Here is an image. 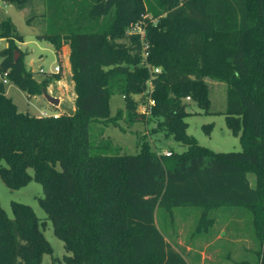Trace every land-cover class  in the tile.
Returning <instances> with one entry per match:
<instances>
[{"label":"trees","instance_id":"16d2710c","mask_svg":"<svg viewBox=\"0 0 264 264\" xmlns=\"http://www.w3.org/2000/svg\"><path fill=\"white\" fill-rule=\"evenodd\" d=\"M44 2L45 31L36 38L56 56L68 45L74 109L55 117L20 112L0 81V179L10 189L31 179L41 186L37 203L69 252L61 263L187 264L156 214L193 207L248 213L257 264H264V0ZM145 14L147 62L159 67L153 77L136 37L125 35ZM0 38L7 41L0 77L27 96L40 94L48 82L33 78L21 53L13 59V41L22 37L9 18L0 19ZM210 81L225 85L222 114L238 151H211L186 133L184 99L209 113ZM115 93L124 105L110 117ZM138 105L158 119L154 131L184 149L162 156L143 144L136 154H119L91 142L90 123L145 121ZM10 210L8 217L0 207V264H39L51 248L35 214L18 202Z\"/></svg>","mask_w":264,"mask_h":264},{"label":"rangeland","instance_id":"374dc122","mask_svg":"<svg viewBox=\"0 0 264 264\" xmlns=\"http://www.w3.org/2000/svg\"><path fill=\"white\" fill-rule=\"evenodd\" d=\"M44 8V0H25L21 4L6 1L5 6L0 5V19L9 18L16 32L22 37L21 42L13 41V45L17 48L13 50L16 58L21 53L24 65L26 69L32 71L33 78L38 82L42 80L48 82L45 88L46 93L55 98L60 96L64 104L70 105L72 81L70 82L69 77H64L67 71L65 70L66 58L64 63L61 60L63 49L68 50L69 53L68 45L66 43L61 45L58 58L49 42L36 38V35H41L45 31ZM146 16L148 17L147 14L143 15V17ZM152 21L154 22L155 19ZM126 29L125 35H127ZM6 45V39L0 38V50ZM32 61L37 62L36 69H32L29 64ZM54 65L59 67V72L55 74L52 72ZM2 79L3 77H0V81ZM59 79L62 81L57 84L56 80ZM2 83L5 95L20 112L38 115L42 110L47 114L70 111L61 102L54 109V106L48 104L41 93L36 94L38 95L36 99L28 98L12 82L7 83L5 80ZM210 84H208L209 113H204L191 100L184 99L186 103H189L186 110L190 113L185 118L186 133L192 136L197 144L211 151H238L240 150L238 136L233 135L225 126L222 114L225 104V85L215 81H210ZM123 105L121 95L112 94L108 101L109 116L112 117L116 110L123 109ZM136 110L144 113L145 121H137L129 127L122 119H117L116 124L104 125L101 122H93L89 124V139L96 145L106 143L113 147V151L118 148L119 154H136L143 144L148 145L150 151L155 154L163 150L174 153L184 149L183 145L175 142L171 137H165L162 131H154L158 119L147 114L143 105H138ZM206 124H211L208 132L205 129ZM27 171L31 174L30 169ZM41 196V186L32 179L18 189L6 187L0 179V207L5 214L8 217L12 215L10 202L29 206L39 222L44 238L50 245V254H43L39 264H62L61 257L68 255L69 252L64 250L62 242L54 236L51 222L38 205L37 199ZM201 211L200 208L186 207L173 209L171 214L162 212L156 214L158 228L168 242L175 244L185 257L187 264H257L254 251L258 245L250 227L248 213L233 208H213L204 214ZM208 217L212 220H206ZM222 232H224L223 235Z\"/></svg>","mask_w":264,"mask_h":264},{"label":"built area","instance_id":"2783aa9c","mask_svg":"<svg viewBox=\"0 0 264 264\" xmlns=\"http://www.w3.org/2000/svg\"><path fill=\"white\" fill-rule=\"evenodd\" d=\"M0 5L1 6H5L6 5V0H0ZM145 18L146 17H141L140 19L136 20L135 22H133L131 25H129L126 29V34L129 36H135L138 44L140 46V58H141V65H143L144 67H146L149 71L150 77H153L155 74H157L159 72V67H155V66H151L148 64L147 62V56H148V43H147V39H146V31H145ZM152 23H154L151 20ZM59 71V67L57 65H54L52 68V72H58ZM5 80L3 79L2 82H4ZM146 86L147 88H151V80L148 79L146 81ZM186 100H189L188 97H185ZM41 116H53L55 117L56 114L55 113H51V114H47L45 111H41L40 112ZM162 156H169L171 154L170 151L167 150H163L160 153Z\"/></svg>","mask_w":264,"mask_h":264},{"label":"crops","instance_id":"0c3cea01","mask_svg":"<svg viewBox=\"0 0 264 264\" xmlns=\"http://www.w3.org/2000/svg\"><path fill=\"white\" fill-rule=\"evenodd\" d=\"M21 45V44H20ZM58 58H59V54H58ZM66 58V59H65ZM64 59H65V65H66V69L65 70H67L66 71V75H64V77H69L70 78V68H69V63H68V50H64L63 49V52H62V55H61V60H62V62L64 63ZM38 62H40V60H38ZM37 63V62H36ZM29 64H31V66H33V61L31 62V63H29ZM61 67H62V71H63V68H64V64H63V66L61 65ZM32 69H33V67H32ZM59 72V71H58ZM58 72H56V73H58ZM53 74H55V72H53ZM33 77H34V75H33ZM60 79H62V78H60ZM56 80V83L57 84H60L61 83V81L62 80ZM7 81V80H6ZM70 82H71V79H70ZM7 83H9V81H7ZM72 83V82H71ZM60 86V85H59ZM58 86V87H59ZM71 86H72V84H71ZM3 88H4V86H3ZM60 88V87H59ZM4 94H6V92H5V88H4ZM71 95H72V100H71V104L70 105H67L66 103L64 104V102H62V99H61V97L60 96H56V98L58 99V103H60L61 102V104L62 105H64V107L67 109V110H70V111H72L73 109H74V92H73V88L71 89ZM7 96V95H6ZM8 97V96H7ZM28 98H33V99H36L37 97H38V95H34V96H27ZM56 107H58V104L56 105V106H54V109H56ZM42 111H44V110H42ZM41 112V111H40ZM56 114V113H55ZM32 115H35V114H32ZM39 115H41L40 113L38 114V115H35V116H39ZM247 177H248V180H249V182H250V184H252V182H253V175H251V174H248L247 175ZM223 233L224 232H222L221 234L223 235ZM227 240V239H226ZM231 240V239H230ZM228 241V240H227ZM177 248V247H176ZM181 253V252H180ZM182 254V253H181ZM183 256V255H182ZM184 257V256H183ZM184 259H185V257H184Z\"/></svg>","mask_w":264,"mask_h":264},{"label":"water","instance_id":"95a60500","mask_svg":"<svg viewBox=\"0 0 264 264\" xmlns=\"http://www.w3.org/2000/svg\"><path fill=\"white\" fill-rule=\"evenodd\" d=\"M13 59L16 60V53H14ZM32 67L33 69H36V63H34ZM41 94L43 95V97L45 98L48 104L53 105V106H56L58 104V99L47 94L45 89L41 91Z\"/></svg>","mask_w":264,"mask_h":264}]
</instances>
